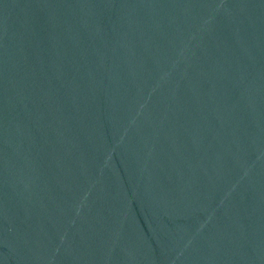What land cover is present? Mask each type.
Returning a JSON list of instances; mask_svg holds the SVG:
<instances>
[{
  "label": "water",
  "instance_id": "obj_1",
  "mask_svg": "<svg viewBox=\"0 0 264 264\" xmlns=\"http://www.w3.org/2000/svg\"><path fill=\"white\" fill-rule=\"evenodd\" d=\"M0 264H264V0H0Z\"/></svg>",
  "mask_w": 264,
  "mask_h": 264
}]
</instances>
